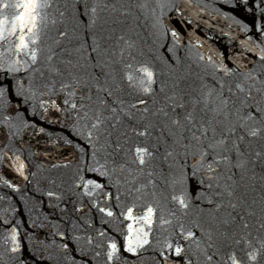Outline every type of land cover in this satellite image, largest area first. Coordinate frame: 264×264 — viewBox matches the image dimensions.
Instances as JSON below:
<instances>
[{"label":"water","instance_id":"95a60500","mask_svg":"<svg viewBox=\"0 0 264 264\" xmlns=\"http://www.w3.org/2000/svg\"><path fill=\"white\" fill-rule=\"evenodd\" d=\"M50 7L42 10L47 14V24L41 32V47L47 52L54 50L62 59L71 58L75 62L78 54L74 51L80 42L86 41L87 45L97 46L98 54L88 52L103 64L108 65L107 71L111 72L108 83L113 86V99L119 97L124 101L125 111H129L132 118L124 117L115 130H105L102 126L99 135L94 131L92 141L99 150L95 158L92 156L93 148L85 139L87 128L86 121L77 118L74 110L63 101L68 98L70 89H60V79L55 80L54 87L42 88L45 115L47 121L52 165L54 172L60 233L64 264H108L106 258L107 242L114 239L120 251L118 259L111 264H185L180 257H176L171 249L164 247L167 239L181 245L185 251L182 256L190 258L192 264H205L204 257L191 240H184L178 233L177 221L173 219L172 225L160 226L157 222L150 234V244L138 250L137 255L123 251V235L126 234L127 224L139 227L132 221L124 220L122 216L108 218L98 211L99 207L106 204L114 205V197L119 189L121 202L130 203L134 197L127 195L130 184L128 176L129 166L134 171L140 183L148 179L153 181L141 199L136 203L143 205L159 202V206L177 212L180 222L185 229H191L201 241H206L208 222L213 216L223 219L231 213L237 216L233 228L236 233L251 238L252 247L245 248L243 244L236 248L237 255L244 260V264H264V248L260 247L257 240L264 238V133L253 138L246 137L241 145L244 153L239 159L249 161L246 169H237L221 163L217 171L221 179L212 181L213 187L209 188L206 176L210 175L205 170L193 175L194 165L198 156L193 158L190 150L185 155L184 149L172 144L167 138L165 124L167 119L158 110H169L171 101L167 97L174 93L177 100L185 93L199 94L203 86L212 87L214 81L223 80L231 82L243 79L245 73L251 72L256 77L251 92L253 99L248 103L255 107V102L260 101L264 107V95L257 93L256 88L264 89V68L261 67L258 53L264 48V37L256 31L257 25L264 26V0H49ZM85 4L88 6L85 11ZM95 7L96 12L91 9ZM62 14V15H61ZM91 19L95 24L88 29L87 24ZM64 31L66 36H59ZM176 32L174 37L172 32ZM251 37V40H249ZM57 41L59 43H57ZM95 41V44H93ZM243 42V43H242ZM259 45L260 48H257ZM61 48L67 52H61ZM249 49H252L249 51ZM71 52V57L68 56ZM132 57H135L133 60ZM211 58V59H209ZM94 62V61H93ZM125 62L139 66L143 62L151 66L156 73L154 92L143 95L133 90L119 91L116 85L121 83V74ZM232 69L237 75L225 76L217 69L221 66ZM40 67V65H38ZM99 72L100 69H89V72ZM87 78V77H86ZM69 82L67 77L62 78ZM178 87H174L176 82ZM41 84L42 81L40 80ZM104 83V78H101ZM164 86V90L160 91ZM86 91V90H85ZM247 91V89H246ZM83 93L77 90L72 98L78 105L89 103L81 101ZM93 101L96 91L93 88ZM142 98L146 105L137 103ZM58 108L52 107V102ZM135 104L136 108H129ZM145 106L148 112H144ZM239 106V105H238ZM248 111V109H244ZM171 115V113H170ZM235 122V117H233ZM147 130L145 136H138V131ZM111 131L109 136L108 132ZM83 132V135L81 134ZM121 149L116 151V144ZM135 145L146 146L153 152L148 158V163L143 172L135 171L136 165L131 164L129 149ZM80 149H84L81 151ZM171 151L172 156L166 153ZM261 156L256 157L255 153ZM232 165L237 162L236 153H229ZM209 161L212 159L209 156ZM105 165L109 175L101 177L98 173H86L88 178L97 179L104 183L106 191H111L113 199L105 201L99 190L92 196L85 195L82 187H77V174L79 169L86 166L99 167ZM123 165V171L121 170ZM151 172L152 176L148 177ZM184 178L183 188L190 198V207L184 212L178 211V205L170 202V196L179 194L181 185L174 183ZM231 176L232 180L227 178ZM204 183L201 184L200 181ZM233 181L235 182L233 184ZM217 183L220 187H217ZM233 184L236 193H245L246 202L236 210L227 207L229 200L236 203L235 198H223V207L215 208V203H221V198L216 196L223 186ZM155 193V196L152 193ZM167 197V199H165ZM212 200L210 204L208 201ZM96 202L97 207H92ZM119 213L120 209H114ZM251 212L253 215H248ZM136 214H141L140 209ZM243 216V220L239 217ZM247 223L248 229H241L240 225ZM197 225H201L198 227ZM105 232L104 237L98 233ZM92 237V243H87V238ZM99 244L101 247H96ZM67 245V247H63ZM206 243H201V248ZM243 249V250H241ZM256 250V260H248L245 252ZM100 252L99 257L95 256ZM163 251L168 258L160 256ZM209 249V253H211ZM215 259V258H214Z\"/></svg>","mask_w":264,"mask_h":264},{"label":"snow or ice","instance_id":"6c2138e0","mask_svg":"<svg viewBox=\"0 0 264 264\" xmlns=\"http://www.w3.org/2000/svg\"><path fill=\"white\" fill-rule=\"evenodd\" d=\"M49 0H16V2H10V0H0V41L7 42L11 45L10 48L5 49L6 51H15L16 53L23 54L28 57V61L21 63L20 61H4L7 63V67H3L0 64V70H3L6 74H14L21 71V68L25 72H28L29 68L35 73H38L42 84L40 87L49 88L54 87V81L60 79V89H70L68 91V98L63 101L65 105H69L74 110L77 118V123L80 120L86 121L84 127L87 128L85 139H87L89 145L93 148L92 156L95 158L99 151L92 141L93 132L95 131L99 135L102 126H106L105 130H115L117 125L122 122L124 117L129 119L132 115L129 111H125L123 105L124 101L119 97L113 99L115 94L113 86L108 83V78L111 76V72L107 71L108 65L101 63L98 59L91 55V53L98 54V45L90 46L87 45L86 41L80 42L79 46L74 49L78 54L75 62L73 59H62L52 49H48L47 52L41 47L42 37L41 32L43 27L47 24V14L43 13L42 10L50 7ZM8 9L15 10V14L9 18L4 14V11ZM88 6L85 4V11L87 12ZM92 13L96 12V8L91 9ZM62 15V14H61ZM95 24V20L90 18L87 24L88 29H91ZM256 31L264 37V26L257 25ZM16 41L13 43L9 40V37L16 36ZM67 33L64 31L59 32V36L64 37ZM175 37L176 32H172ZM251 40V37H249ZM57 43H59L57 41ZM243 43V42H242ZM95 44V41H93ZM91 47V53L88 52V48ZM260 48L259 45H256ZM252 49H249L251 51ZM61 52H67V49L61 48ZM72 53L68 52V56L71 57ZM261 67L264 68V48H260L258 53ZM3 58L0 57V60ZM134 60L135 57H132ZM211 59V58H209ZM94 61V62H93ZM139 66H135L131 62H125L123 66V72L121 74V83L116 85V89L119 91L133 90L143 95H151L154 92L153 85L156 83V73L154 69L146 63L138 62ZM19 65V66H18ZM40 65V67H36ZM99 68L100 71L89 72V69ZM218 71L223 72L225 76L237 75L232 69H229L221 65ZM64 77L68 78L69 82H64ZM87 77V78H86ZM104 78V83H101V78ZM255 82L256 77L251 72L245 73L243 79L234 80L231 82H225L223 80L214 81L211 88L207 85L203 86L200 93L193 94L192 92L185 93L180 96L177 100L175 93L172 96L167 97L171 101V105L159 109L158 111L163 114L167 119L165 124V130L167 131V138L171 140L172 144L184 149L185 155H188L190 150L193 158L199 157L194 165L193 175L196 172L205 170L210 175L206 176L208 187L212 188V181H219L221 174L217 171L218 166L221 163L228 165L229 167H235L237 169H246L249 161L239 159L244 155L241 151V145L244 143L246 137H259L264 133V107L261 106L259 100L255 102V107L248 103L249 100L253 99L251 96L253 84H249L248 81ZM264 84V81H261ZM179 82L174 84V87H178ZM16 91L18 95H24L22 84L19 80L16 82ZM93 88L96 91V98L93 101L91 95ZM247 89V91H246ZM77 90L83 94L80 96L81 101L87 100L89 103H80L79 105L72 100L76 96ZM86 90V91H85ZM164 90V86L161 87L160 91ZM8 89L0 85V99L6 97ZM256 92L264 95V89L256 88ZM35 93H33V96ZM27 100L28 97H25ZM45 102L41 103V107L44 106ZM137 103L146 105V101L142 98L137 100ZM239 105V106H238ZM7 101L5 100L0 107H6ZM52 107L58 108L55 101L52 102ZM129 108H136L135 104L129 105ZM248 109V111H244ZM144 112H148V108L145 106ZM171 113V115H170ZM235 117V122H233ZM10 117L5 116L4 121L7 122ZM43 131V129H41ZM83 135V132L81 133ZM109 136L112 134L108 132ZM138 136H145L147 130L138 131ZM121 149L119 143L116 144V151ZM84 151V149H80ZM235 152L237 156V162L232 165L229 153ZM129 153L132 157L131 164L136 165L135 171L143 172L144 167L148 163V158L153 156V152L146 146L135 145L129 149ZM256 157H260L261 153L256 152ZM167 156H172V152L166 153ZM209 156L211 160L209 161ZM19 158L17 157V160ZM24 165L20 163L17 167V171L23 175L22 169ZM123 171V165L120 166ZM93 172L98 173L101 177H107L109 175L105 165L99 167L86 166L83 169L78 170L77 174V187H82L85 190V195L92 196L99 190L104 200L107 202L113 199L111 191H106V185L102 182H98L97 179L88 178L86 173ZM148 177L152 176L149 172ZM128 176L130 180L126 179L125 183L130 184L127 189V195L134 197L130 203L124 204L121 202V195L117 189V194L114 199L116 203L114 205L106 204L98 208V211L108 218H117L122 216L124 220L132 221L139 227H133V223L127 224L126 234L123 235V251L131 253L133 255L138 254V250L144 248L150 244V234L153 231L154 225L158 222L160 226L172 225L173 219L177 221L179 229V235L184 240H191L196 249L204 257L205 264H244V260L237 255L236 248L243 246L245 248L252 247V239L245 238L234 231L233 225L237 220V216H233L231 213L228 214L227 218L219 219L215 216L208 222V229L206 232V241H201L197 237L196 233L190 228L185 229L184 224L180 222L176 211L171 209L167 210V216L165 215V209L159 206V202L154 205L153 203L137 204L136 201L141 199V195L145 192L149 185L153 184L151 179H148L146 183H140L134 171L129 166ZM228 180H232L229 176ZM10 187H14L9 184L7 180L4 181ZM178 183L181 185L179 194L173 193L170 196V202L178 205V211L184 212L190 207V198L187 192L183 188L184 178L181 176ZM204 183L203 180L200 181ZM235 182L233 181V184ZM233 184L226 183L223 186L222 191H218L216 196L221 198V203H215V208L219 210L223 207V198H235L236 203H232L231 199L227 207L233 210L239 206H243L246 202L245 193H236ZM217 187L220 185L217 183ZM48 195L51 197L54 193L49 192ZM155 196V193H152ZM167 199V197L165 198ZM210 204L212 200L208 201ZM92 207H97L96 202L92 203ZM120 209L119 213L115 212L114 209ZM140 209L141 214H136V210ZM248 215H253L249 212ZM243 220V216L239 217ZM201 227V225H197ZM241 229H248L249 225L243 223L240 225ZM261 227H264V222L261 223ZM100 237L105 236V232L100 231L98 233ZM8 239L12 242V247L9 251L15 253L19 251V244L17 243V230L12 228L11 234ZM206 243V247L201 248V243ZM87 243H92V237L87 238ZM260 244L261 248H264V238L256 241ZM63 247H67L64 245ZM96 247H101L97 244ZM164 247L171 249L176 257H180L185 261V264H192L190 258L182 256L185 249L169 240L164 241ZM211 249V253H209ZM243 250V249H241ZM118 248L117 242L114 239H109L107 242V251L105 253L108 264L114 259H118ZM160 256L164 257L167 261V257L164 252L161 251ZM100 252H96L95 256L99 257ZM244 255L248 260H256V250L253 249L251 252H245ZM215 258V259H214ZM84 264H90L88 260H85Z\"/></svg>","mask_w":264,"mask_h":264}]
</instances>
